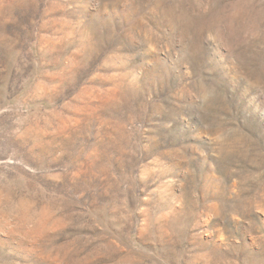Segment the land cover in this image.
<instances>
[{
    "label": "rangeland",
    "instance_id": "obj_1",
    "mask_svg": "<svg viewBox=\"0 0 264 264\" xmlns=\"http://www.w3.org/2000/svg\"><path fill=\"white\" fill-rule=\"evenodd\" d=\"M0 264H264V0H0Z\"/></svg>",
    "mask_w": 264,
    "mask_h": 264
}]
</instances>
